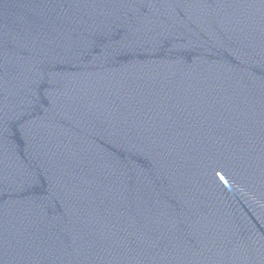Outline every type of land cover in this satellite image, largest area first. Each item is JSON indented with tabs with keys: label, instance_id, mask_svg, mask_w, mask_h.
Wrapping results in <instances>:
<instances>
[{
	"label": "water",
	"instance_id": "obj_1",
	"mask_svg": "<svg viewBox=\"0 0 264 264\" xmlns=\"http://www.w3.org/2000/svg\"><path fill=\"white\" fill-rule=\"evenodd\" d=\"M0 264H264V0H0Z\"/></svg>",
	"mask_w": 264,
	"mask_h": 264
}]
</instances>
